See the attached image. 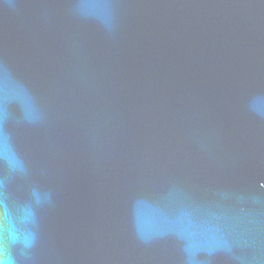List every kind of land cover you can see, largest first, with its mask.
Wrapping results in <instances>:
<instances>
[{
  "label": "water",
  "instance_id": "1",
  "mask_svg": "<svg viewBox=\"0 0 264 264\" xmlns=\"http://www.w3.org/2000/svg\"><path fill=\"white\" fill-rule=\"evenodd\" d=\"M0 259L264 264V0H0Z\"/></svg>",
  "mask_w": 264,
  "mask_h": 264
},
{
  "label": "clouds",
  "instance_id": "2",
  "mask_svg": "<svg viewBox=\"0 0 264 264\" xmlns=\"http://www.w3.org/2000/svg\"><path fill=\"white\" fill-rule=\"evenodd\" d=\"M0 264H13V262L11 261V259H0Z\"/></svg>",
  "mask_w": 264,
  "mask_h": 264
}]
</instances>
